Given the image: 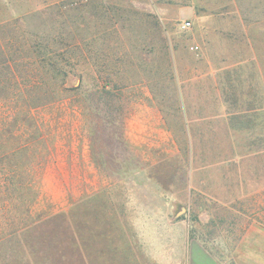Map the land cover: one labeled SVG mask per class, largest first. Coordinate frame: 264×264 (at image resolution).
I'll return each mask as SVG.
<instances>
[{
    "label": "rangeland",
    "instance_id": "1",
    "mask_svg": "<svg viewBox=\"0 0 264 264\" xmlns=\"http://www.w3.org/2000/svg\"><path fill=\"white\" fill-rule=\"evenodd\" d=\"M11 39L75 89L20 120L38 197L0 163V264H235L264 226V0H0Z\"/></svg>",
    "mask_w": 264,
    "mask_h": 264
},
{
    "label": "trees",
    "instance_id": "2",
    "mask_svg": "<svg viewBox=\"0 0 264 264\" xmlns=\"http://www.w3.org/2000/svg\"><path fill=\"white\" fill-rule=\"evenodd\" d=\"M12 36L14 38L15 35ZM14 40H0V163L7 166L5 176L10 199L21 197L25 188L33 192L34 187L35 197L39 195L38 168L35 165L39 157L32 149L36 136L20 124V120L44 124V120H40L32 110L35 92L49 91L53 95L51 101L55 102L57 96L62 100L69 91L75 89L66 87L64 64L54 56L49 43L23 39L16 45ZM101 91V88L96 90ZM98 98L102 99L103 96L100 94ZM95 109H98L97 105ZM12 121L14 125H8ZM13 138L17 140L13 141ZM29 153L33 158L27 164L22 157L26 158Z\"/></svg>",
    "mask_w": 264,
    "mask_h": 264
},
{
    "label": "crops",
    "instance_id": "3",
    "mask_svg": "<svg viewBox=\"0 0 264 264\" xmlns=\"http://www.w3.org/2000/svg\"><path fill=\"white\" fill-rule=\"evenodd\" d=\"M233 259L235 264H264L263 225L251 224L243 230L234 247Z\"/></svg>",
    "mask_w": 264,
    "mask_h": 264
},
{
    "label": "built area",
    "instance_id": "4",
    "mask_svg": "<svg viewBox=\"0 0 264 264\" xmlns=\"http://www.w3.org/2000/svg\"><path fill=\"white\" fill-rule=\"evenodd\" d=\"M182 26H183V28L187 29L191 26V22L185 21V22H183Z\"/></svg>",
    "mask_w": 264,
    "mask_h": 264
}]
</instances>
